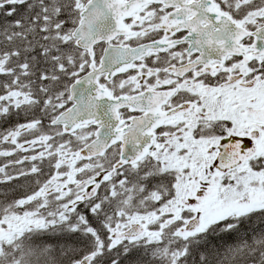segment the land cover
I'll list each match as a JSON object with an SVG mask.
<instances>
[{
    "label": "snow or ice",
    "instance_id": "obj_1",
    "mask_svg": "<svg viewBox=\"0 0 264 264\" xmlns=\"http://www.w3.org/2000/svg\"><path fill=\"white\" fill-rule=\"evenodd\" d=\"M0 264H264V0H0Z\"/></svg>",
    "mask_w": 264,
    "mask_h": 264
}]
</instances>
